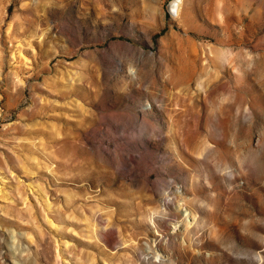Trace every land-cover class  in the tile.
I'll use <instances>...</instances> for the list:
<instances>
[{"label":"rangeland","instance_id":"1","mask_svg":"<svg viewBox=\"0 0 264 264\" xmlns=\"http://www.w3.org/2000/svg\"><path fill=\"white\" fill-rule=\"evenodd\" d=\"M0 0V264H264V0Z\"/></svg>","mask_w":264,"mask_h":264},{"label":"bare ground","instance_id":"2","mask_svg":"<svg viewBox=\"0 0 264 264\" xmlns=\"http://www.w3.org/2000/svg\"><path fill=\"white\" fill-rule=\"evenodd\" d=\"M178 1H179V0H173V1L171 2L172 10H175V6H176V4L178 3Z\"/></svg>","mask_w":264,"mask_h":264}]
</instances>
